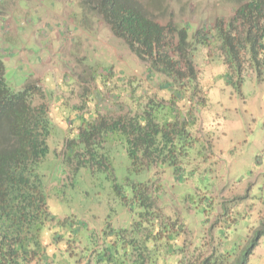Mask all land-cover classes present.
Returning a JSON list of instances; mask_svg holds the SVG:
<instances>
[{
	"label": "rangeland",
	"instance_id": "obj_1",
	"mask_svg": "<svg viewBox=\"0 0 264 264\" xmlns=\"http://www.w3.org/2000/svg\"><path fill=\"white\" fill-rule=\"evenodd\" d=\"M81 1L0 0V58L25 54L30 60L47 61L39 68L47 72L42 82L53 116L58 112L51 106L52 99L60 94L64 102L58 107L66 106V99L78 92L75 73L84 75L85 68L98 79L79 87V91L90 92L83 115L87 121L96 106L99 112L94 120L142 110L151 102L150 95L166 98L158 90L165 87L163 76L150 77L147 63L113 35L94 10L86 12ZM138 1L160 24L186 27L192 36L198 28H212L217 18H228L241 0ZM215 46L210 43L204 50L196 45V78L206 93L199 95V99L205 98L204 104L199 102L195 108L192 103V119H196L186 129L185 140L175 143L176 151L152 163L138 178L161 182L156 205L162 218H179L185 224L188 251L204 242L200 251L204 256L210 254V247L215 254L233 255L243 249L248 235L264 227V52L259 55L263 61L257 57L230 67ZM4 66V79L14 90H20L29 79L36 80L28 63ZM191 93L190 87L185 104L189 98L199 100ZM65 112L61 110L59 119H53L58 124L48 138L47 157L38 172L49 181L48 210L53 226L58 220L74 221L90 245V228L110 225L117 231L132 221L134 213L129 208L136 209L122 199L123 195L129 199L125 180L129 165L122 141L113 152L93 144L99 165L85 169L74 166L73 159L67 161V142L80 139L85 120L80 125L69 124L67 118L59 121ZM247 264H264V235Z\"/></svg>",
	"mask_w": 264,
	"mask_h": 264
},
{
	"label": "trees",
	"instance_id": "obj_2",
	"mask_svg": "<svg viewBox=\"0 0 264 264\" xmlns=\"http://www.w3.org/2000/svg\"><path fill=\"white\" fill-rule=\"evenodd\" d=\"M138 3V0L80 2L86 12L94 10L111 33L147 63L150 77L162 75L164 84L177 89L179 99L174 102L184 103L190 87L191 94L198 99L206 93L196 78L197 44L207 50L210 43H216V51L225 54L224 62L228 59L230 67H238L264 52V0H241L228 18L216 19L211 30L203 26L194 30L192 36L186 27H176L170 22L160 24ZM256 62L259 63L257 59ZM4 75L5 66L0 58V264L248 263L264 235V227L248 235L243 249L233 255L215 254L212 249L204 256L200 252L204 242L189 252L181 237L183 226L179 218H162L156 205L161 182L149 177L138 179L152 163L176 151L175 143L185 138V123L178 116L171 120L166 116L168 110L174 111L172 101L168 110L163 106L158 109L155 100V106L149 103L145 110L134 114L129 110L114 117L98 116L80 128V139L67 142L68 153L65 152L64 158L73 159L74 166L86 169L99 165L100 159L93 155V144H99L104 152H113L122 141L129 165L125 176L129 199L125 195L122 199L128 207L132 204L136 209L129 208L134 213L129 227L117 231L110 225L100 230L90 228V245L86 244L80 226L72 220H58L54 229V219L48 210L49 181L43 180L38 172L47 157L48 138L54 128L44 102L45 94L38 80L29 79L20 90H14ZM194 100L189 98V103L195 102L197 107L199 102L204 104L205 98Z\"/></svg>",
	"mask_w": 264,
	"mask_h": 264
},
{
	"label": "crops",
	"instance_id": "obj_3",
	"mask_svg": "<svg viewBox=\"0 0 264 264\" xmlns=\"http://www.w3.org/2000/svg\"><path fill=\"white\" fill-rule=\"evenodd\" d=\"M3 62H4V65H8V66H11V67H16L19 62L22 64V65H26V63H28V65L30 66L31 68V72L32 74L34 75V78H36V80L39 81L43 91H44V94H45V97H44V102L47 103L48 105V108H49V111H50V116H51V120L53 123H56L53 119L57 120L59 119V115L61 116L62 114H59V112L63 109L66 110L65 112V116L59 120V121H62L64 120L65 118H67V120L71 122L70 119H72V117L75 119V118H78L79 116H81V113L85 110V107L86 106V100L87 98L89 97V93L88 91H79V87L80 85H85L87 84V82L89 81V85H91V83H97L98 82V79L96 77L95 74H91V72H89V70L87 68L84 69L83 73L84 75H81L79 72L78 73H75V76L77 78V87H78V92H77V95H72L70 98H67V105L66 106H62L61 108H59L58 106H60L63 102H64V99L61 97V95H57V97L52 101H51V106L53 107L54 110H56L58 112V114L56 116H53L52 113H51V110H50V102H49V97L47 95V92L45 90V85L43 84V76L47 73L46 71L40 69L39 67L40 66H43L47 61L46 60H41L39 59V57L37 58H33V59H29V58H26L25 57V54L23 56H18L16 59H12V58H8L7 59H2ZM67 70H65V73H66ZM75 78V80H76ZM73 80V81H75ZM61 84L62 86V82L59 83V85ZM70 90V89H69ZM158 90L161 92V93H165L167 95L166 98H164L163 100L161 98H158V97H155L154 96V100H152V102L150 103L152 106H155V100L157 101V104H159V107L158 109H160L162 106L163 107H166V109L168 110V104L170 103L169 101H172V100H176L177 96L179 95V92L177 91V89H173V87H159ZM152 92H155L152 91ZM144 93V92H143ZM95 94V96L97 98L100 97V94L99 93H96V92H92V95ZM145 94V93H144ZM171 94L173 96H171ZM146 95V94H145ZM151 97V95H150ZM153 98V97H151ZM179 99V97L177 98ZM65 100V101H66ZM181 100V99H180ZM172 101V107H173V110L174 111H167L166 112V116L169 117V120H171L170 118L171 117H177L179 118L180 122H184L185 123V129H184V134L187 135V132H186V129L188 127H191L189 126L191 123H193L194 121V118L192 119V107L193 105H189V103L185 104V102L181 105H179V102L176 101L174 102ZM76 104L78 105L76 106ZM179 105V106H178ZM184 106V107H183ZM81 109V110H79ZM95 109H99L98 107H96ZM146 108H144L145 110ZM132 114H134L136 111L134 110H130ZM69 115H72L69 116ZM191 119H192V122H191ZM58 124V123H57ZM183 140H185V138H181Z\"/></svg>",
	"mask_w": 264,
	"mask_h": 264
},
{
	"label": "clouds",
	"instance_id": "obj_4",
	"mask_svg": "<svg viewBox=\"0 0 264 264\" xmlns=\"http://www.w3.org/2000/svg\"><path fill=\"white\" fill-rule=\"evenodd\" d=\"M217 19H219V18H217ZM220 19H225V18H220ZM211 29H212V28H210V30H211ZM109 30H110V29H109ZM110 32H111V31H110ZM262 53H263V52H261L259 55H261ZM261 56H262V55H261ZM2 61H3V60H2ZM3 63H4V62H3ZM101 74H102V73H101ZM165 87H169V84H165ZM150 99H151V102H152V99H153V98L150 97ZM151 102H149V103H151ZM149 103H148V104H149ZM96 107H97V106H96ZM146 107H147V106H146ZM146 107H145V108H146ZM195 108H197L196 105H195ZM79 110H81V109H79ZM97 112H99V109H98V110L95 109V112H94V114L92 115L91 120H94L93 118L96 116L95 113H97ZM138 112H141V110H138ZM84 114H86V111H85V110L81 113V116H79L78 118H75V119L72 118V119H70L71 122H72V124H78V125H80L81 122H82L83 120H85V118L83 117ZM50 117H51V116H50ZM193 118H194V121H195L196 116H193ZM86 121H87V120H85V122H86ZM194 121H193V122H194ZM85 122H84V124H85ZM68 123L71 124L69 121H68ZM52 124H53V126H56V125H57V124L55 125L53 122H52ZM84 124H83V125H84ZM78 125H77V126H78ZM84 126H85V125H84ZM184 132H185V131H184ZM174 168H175V167H174ZM181 224H182V226H183V227L181 228V230H180V231H181V237L184 238V235H183V229L185 228V224H184L183 222H182ZM184 230H185V229H184ZM186 231H187V230H186ZM182 238H181V239H182ZM184 240H185V239H184ZM179 244H181V242H179ZM184 245L187 246V245H186V241L184 242ZM187 249H188V247H187ZM211 252H212V248L210 247V253H211Z\"/></svg>",
	"mask_w": 264,
	"mask_h": 264
}]
</instances>
